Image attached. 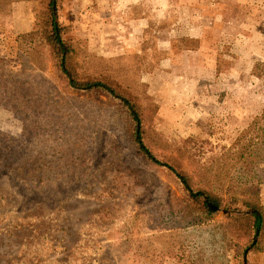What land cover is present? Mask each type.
Returning <instances> with one entry per match:
<instances>
[{
    "label": "rangeland",
    "instance_id": "1",
    "mask_svg": "<svg viewBox=\"0 0 264 264\" xmlns=\"http://www.w3.org/2000/svg\"><path fill=\"white\" fill-rule=\"evenodd\" d=\"M48 5L10 0L0 15L1 75L27 100L0 107V264H264V229L261 251H244L247 221L198 215L122 104L17 42L48 28ZM59 20L73 76L134 101L144 144L180 173V147L222 162L198 148L231 146L264 110V0H59ZM262 177L247 191L264 206ZM193 186L230 200L205 174Z\"/></svg>",
    "mask_w": 264,
    "mask_h": 264
},
{
    "label": "trees",
    "instance_id": "2",
    "mask_svg": "<svg viewBox=\"0 0 264 264\" xmlns=\"http://www.w3.org/2000/svg\"><path fill=\"white\" fill-rule=\"evenodd\" d=\"M10 4V0H0V15L7 11L6 5ZM49 19L48 28L42 30H35L29 34L17 37V42L22 41L35 51L38 55L44 53L49 49V55L56 62L61 73L67 78L69 85L79 91H104L111 97L117 100L129 113L134 122V141L140 152L146 159L161 167H165L173 172L182 183L185 193L189 196L194 204V207L199 208L198 215L206 219L212 218L219 210L225 212V217L238 220L247 221V234L241 244L243 250L250 249L251 251H261L260 236L264 229V206L261 203L260 195L250 196L247 191V186L250 184H257L260 190H263V177L264 174V110L261 115L253 120L246 131H243L238 139L231 146L226 145H212L206 142L198 151H204L208 147L213 154H220L222 162H210L208 166L205 162L202 163L206 157V153L199 155L197 149L193 146H183L177 150V153L183 157V160L189 167L190 172L180 173L173 166L162 162L156 155H154L143 142V134L141 131V113L140 107L137 104L119 93L113 86L100 81H82L75 78L67 64L72 52L62 39V26L59 20V0H49ZM39 61H42V56H39ZM4 72L0 67V107H4L11 111H18V106L26 105L27 100L18 99V79L17 77L9 76L13 84H6ZM14 78V79H13ZM28 107V106H26ZM23 112V109L22 111ZM76 128H74V131ZM222 146V147H220ZM218 150L221 152L216 153ZM198 156L202 159H197ZM197 159V161H196ZM182 160V161H183ZM183 161V162H184ZM196 168V171H195ZM192 169V170H191ZM194 169V171H193ZM195 173L205 174L207 181L218 183L221 189L227 188L230 195V200L227 204L223 203L221 198L210 188H195L193 186V175ZM221 190V191H222ZM241 203L246 211H240L238 204ZM211 206H215L217 210H213ZM235 206V208H232ZM193 209V206H190ZM232 212H238L237 217L232 215ZM231 214V215H230ZM190 216H195L191 214ZM185 220L186 217H182ZM185 222V221H184ZM245 243V244H244Z\"/></svg>",
    "mask_w": 264,
    "mask_h": 264
},
{
    "label": "water",
    "instance_id": "3",
    "mask_svg": "<svg viewBox=\"0 0 264 264\" xmlns=\"http://www.w3.org/2000/svg\"><path fill=\"white\" fill-rule=\"evenodd\" d=\"M211 208H212L213 210H217V208H216L215 206H211Z\"/></svg>",
    "mask_w": 264,
    "mask_h": 264
}]
</instances>
